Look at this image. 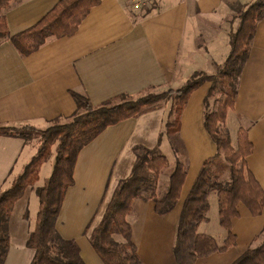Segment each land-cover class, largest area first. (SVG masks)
I'll return each mask as SVG.
<instances>
[{
  "label": "crops",
  "instance_id": "1",
  "mask_svg": "<svg viewBox=\"0 0 264 264\" xmlns=\"http://www.w3.org/2000/svg\"><path fill=\"white\" fill-rule=\"evenodd\" d=\"M58 1L11 0L2 10L10 34L36 23ZM255 1L156 0L155 9L144 16L130 9L129 0H101L73 35L49 37L29 55H21L6 39L0 45V124H31L44 129L55 119L66 120L77 109L72 91L99 105L120 94L137 98L150 89L178 88L194 72L213 75L214 67L223 64L231 51V36L240 26L241 14ZM211 85L212 81L206 80L191 93L180 131L164 135L161 143L163 152L179 157L186 165L175 208L160 215L154 200L139 198L128 215L138 253L147 264H175L172 250L184 200L203 163L216 154V143L205 127L206 115L216 108L212 102L208 109L205 106ZM170 104L165 100L139 116L109 126L81 150L75 182L66 192L56 226L62 237L77 241L87 264H105L91 244V234L120 180L130 175L137 159L135 147L158 144ZM231 115L236 139L241 126L248 131L254 146L248 166L264 189V17L258 21L239 76L235 108L228 113L227 126ZM176 138L183 145L182 155L173 152ZM35 148L21 138L0 136V189L11 185L18 168L34 156ZM37 188L28 186L15 203L5 264H30L34 257L27 241L39 210ZM215 194H210V201ZM238 209L240 215L232 221L237 244L226 252L200 257L195 264H232L264 237V211L254 216L242 203ZM204 221L199 232L212 235L201 230ZM222 229L220 241L217 239L220 244L227 236Z\"/></svg>",
  "mask_w": 264,
  "mask_h": 264
},
{
  "label": "trees",
  "instance_id": "2",
  "mask_svg": "<svg viewBox=\"0 0 264 264\" xmlns=\"http://www.w3.org/2000/svg\"><path fill=\"white\" fill-rule=\"evenodd\" d=\"M10 1L0 0V45L9 39L23 56L37 51L49 37L73 35L91 8L101 2L59 0L36 23L11 35L2 11ZM154 9H147L143 15L150 14ZM263 17L264 0H256L241 14L240 26L231 36V51L225 62L218 65L215 75L194 72L178 88L150 92L137 98L120 94L99 105H93L87 96L72 91L77 109L63 122L55 119L45 129L31 124H0V136L21 138L26 143H32L37 138L40 140L37 154L26 164L23 172L13 179L9 187L0 189V264H5L10 248V218L15 203L25 194L28 186L40 179L42 165L51 157L56 143L53 172L46 183L36 190L39 210L27 241V246L35 251L30 264H87L77 241L62 237L56 226L66 192L75 182L78 156L109 126L139 116L148 108L160 106L161 101L169 100L171 104L158 144L154 148L135 147L137 159L133 169L128 177L120 180L100 224L90 238L105 264H143L128 215L139 198L154 200L155 210L160 215L171 212L178 203L186 179V165L178 160L169 176V183L165 187L160 185L161 172L168 165V158L160 147L164 135L180 131L182 112L191 93L206 80L212 81L205 99L206 109L220 87L223 92L215 112L205 117V127L216 143L217 151L203 163L184 200L172 257L175 264H195L200 257L226 252L235 246L237 235L232 230V221L240 215L239 204L246 205L254 216L264 211V189L248 166L247 158L254 147L248 131L243 126L239 128L235 146L227 126L228 113L235 108L239 76L248 59L258 21ZM117 99L120 100L116 102ZM212 192L218 196L220 225L227 231L221 244L213 235L198 230L210 209ZM232 264H264V237Z\"/></svg>",
  "mask_w": 264,
  "mask_h": 264
},
{
  "label": "rangeland",
  "instance_id": "3",
  "mask_svg": "<svg viewBox=\"0 0 264 264\" xmlns=\"http://www.w3.org/2000/svg\"><path fill=\"white\" fill-rule=\"evenodd\" d=\"M130 6V5H129ZM130 9L135 13V14H144L145 11L142 10L141 12L140 11H137L136 9H134L133 7L130 6ZM138 12V13H137ZM228 57V56H227ZM213 75H215V73L217 72V68L214 67L213 69ZM163 89L161 88H157V89H150L147 91V93H150V92H156V93H159L161 92ZM220 91V92H219ZM145 93V94H147ZM223 98V92H222V87H220L219 90L216 91V93L214 94V96L210 99V101L212 102L213 106H216L218 104V100H222ZM120 99H117V101H119ZM165 101V100H163ZM161 101V103L163 102ZM216 109V108H215ZM234 119V115H231L229 120H228V129H229V132H230V137L232 139V142L233 144H235V141L237 140L236 139V134L234 131L236 130H231V128L234 127V125L232 126V120ZM62 122L65 121V120H61ZM60 121V122H61ZM52 123H50L47 127L51 126ZM45 127V128H47ZM44 128V129H45ZM174 145H173V152L176 153V154H180L182 155L183 154V151H184V148H183V145L182 143L180 142V140L178 138L175 139L174 141ZM34 145H35V149L32 150V152L34 153L33 155H36L37 152H38V146L40 145V140L37 138L35 140H33L32 142ZM56 147H57V143L54 145L53 147V151H52V155L51 157L48 159V161H46L44 163V166H42L41 168V171H40V179L34 184V187L37 188V187H41L43 186L46 181L48 180V178L51 176L52 172H53V169H54V163H55V158H56ZM161 148V147H160ZM161 152L168 158V165L163 169V171L161 172V180H162V185L165 187L168 183H169V176L170 174L172 173V171L174 170V167L175 165L177 164V161L181 160L179 157H177V159H175V157H172V156H169V154L167 153V151L163 152V149L161 148ZM24 170V167L23 166H20L18 168V171L17 173H22ZM226 180V176L224 177V181ZM6 188V187H5ZM37 190V189H36ZM37 193V192H36ZM213 193V192H212ZM36 195V194H35ZM215 196V197H214ZM212 198H211V201H210V209L209 211L207 212V217L201 227V230L202 231H208L210 233H212V235L218 239L220 241V232L223 230L222 229V226L220 225V222H219V201H218V196L217 194H215ZM36 199L38 200V195H36ZM203 222V221H202ZM261 240H259L260 242ZM143 255H146V252H144L142 250L141 252ZM143 264H147L146 261L143 259ZM148 264H151L150 262H148Z\"/></svg>",
  "mask_w": 264,
  "mask_h": 264
},
{
  "label": "built area",
  "instance_id": "4",
  "mask_svg": "<svg viewBox=\"0 0 264 264\" xmlns=\"http://www.w3.org/2000/svg\"><path fill=\"white\" fill-rule=\"evenodd\" d=\"M129 1L131 3V6L139 11L142 10L146 11L147 9H152L156 5L154 4L156 0H129Z\"/></svg>",
  "mask_w": 264,
  "mask_h": 264
}]
</instances>
